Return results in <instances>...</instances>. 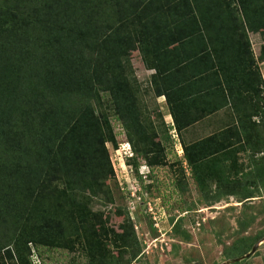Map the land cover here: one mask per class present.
<instances>
[{
  "label": "trees",
  "instance_id": "trees-1",
  "mask_svg": "<svg viewBox=\"0 0 264 264\" xmlns=\"http://www.w3.org/2000/svg\"><path fill=\"white\" fill-rule=\"evenodd\" d=\"M215 8L233 9L239 23L208 30L215 22L208 12ZM234 26L242 30L250 57L237 65L250 71L244 89L264 93L258 65L264 45L256 58L248 35H264V0H0V264H37L33 251L40 247L79 250L89 264H116L107 249L111 240L120 242L123 257H137L133 225L125 222L118 230L102 210L93 209L96 198L113 199L107 187L112 171L107 143L117 146V138L107 108L126 128L133 152L150 166L167 165L156 124L142 111V82L128 72L131 53L145 68L156 69L151 78L156 97L165 95L181 130L197 118L180 121L182 102H175L171 86L158 75L186 71L195 55L164 65L155 54L199 37L228 42L236 31L227 29ZM220 63L216 72L226 88L224 105L233 99L227 73L233 65ZM188 76L179 80V91L186 89ZM257 106L264 113V103ZM163 130L168 137L167 127ZM233 132L238 141L224 137ZM241 151L264 166V120L254 134L235 126L183 145L198 185L217 180L215 190L208 191L217 200L255 196L252 188L238 189L242 179L227 184L230 175L215 177L224 166L226 171L242 167Z\"/></svg>",
  "mask_w": 264,
  "mask_h": 264
},
{
  "label": "rangeland",
  "instance_id": "rangeland-1",
  "mask_svg": "<svg viewBox=\"0 0 264 264\" xmlns=\"http://www.w3.org/2000/svg\"><path fill=\"white\" fill-rule=\"evenodd\" d=\"M252 41L257 42L251 45L255 56L264 45V35H253ZM133 54L128 72L134 71V76L142 82L139 100L144 117L146 121L151 118L161 122V111L167 114L168 110L157 103L151 81L147 80V69L141 57ZM259 68L264 71V62ZM107 110L117 138V146L107 143L112 162L107 187L113 199L96 198L93 209L102 210L109 224L118 230L125 222L131 223L140 245L137 257L129 259L119 252L120 242L116 244L111 240L107 249L116 264L128 260V264H264V241L251 256L231 261L246 255L264 237L262 163L258 166L250 153L244 152L238 160L242 167L237 164L226 171L225 166H217L219 170L215 173V177L226 175L228 179L230 175L227 184L242 179L237 188H252L255 196L245 200L237 195H224L218 200L210 198L208 191L215 190L217 180L207 182L205 187L198 185L192 167L184 158L180 138L172 129L168 128L167 137L158 127L163 130L159 138L167 148L168 164L153 167L144 156L133 152L123 123L109 107ZM227 156L232 166L233 153ZM33 252L37 264H89L79 250L40 247Z\"/></svg>",
  "mask_w": 264,
  "mask_h": 264
},
{
  "label": "crops",
  "instance_id": "crops-1",
  "mask_svg": "<svg viewBox=\"0 0 264 264\" xmlns=\"http://www.w3.org/2000/svg\"><path fill=\"white\" fill-rule=\"evenodd\" d=\"M210 13H212L213 16L209 17L214 18L215 22L210 25L208 30H223L220 27L223 26L224 22L232 25L234 24L235 26L239 23L237 20L239 16L233 9L215 8L210 10L208 15ZM234 27L227 29V32L236 31V33H234L236 36L233 39H228V42H204L202 38L199 37L196 42H188L182 46L179 42H176V44L171 46V48H173L172 51H158V53L155 54L158 62H162V64L166 62L164 65H167L169 61L181 62L190 53L195 55L194 61L189 65V69L186 71L177 70L168 76L163 73L158 75L162 76L164 86H171L175 102L178 104L182 102V106L177 109V117L180 121L185 122L187 119L197 118L196 121L178 130L165 95L156 97V101L161 108H166L168 110L167 114L161 111V122H154L156 123L159 133L161 134L163 130H160L158 127L162 129L164 127L172 129V131L176 133L175 135L179 136L182 147L184 144L197 142L230 127L237 126L241 129L243 134H254L257 130L262 128L264 113L258 110L257 105L259 103L262 104L264 93L260 92L258 95H251L252 89L250 92L244 89V86L248 82L247 75H250V71L249 68L245 70L237 65L244 64L242 60L250 57L245 41L241 42L240 33L242 30H240L239 27ZM256 34L259 33L248 31L252 46H255L257 43L252 41L253 35ZM254 37L258 38L257 36ZM237 38L240 39L235 41ZM256 53L257 52H255V56L257 57L259 54L257 55ZM162 55L165 56L160 57ZM218 62H222L224 65L227 63L233 65V72H230L227 68V73L230 76L229 84L231 85L233 99H229L228 104L224 105L220 104L224 103L226 99L224 96L226 88L223 90L221 87L220 79H222V75H218L216 72V64H218ZM261 62L263 63L264 61L258 62L259 66ZM147 73V80L150 81L154 74H158L154 68L147 69ZM188 73L189 76L186 89H184V91H179V87L181 86L179 85V80L183 78L184 75H188ZM192 73L195 77L191 79L190 75ZM261 75L264 79L263 68ZM185 95H187V97H185ZM237 135L238 133L234 134L233 132V134L231 133L224 137L238 141ZM241 155H244V151L239 153V157H241ZM233 158H235V156H233Z\"/></svg>",
  "mask_w": 264,
  "mask_h": 264
},
{
  "label": "water",
  "instance_id": "water-1",
  "mask_svg": "<svg viewBox=\"0 0 264 264\" xmlns=\"http://www.w3.org/2000/svg\"><path fill=\"white\" fill-rule=\"evenodd\" d=\"M262 241H264V237L261 238L258 242H256V243L253 245L251 251L248 252L246 255L241 256V257H238V258H235V259H232L231 261H232V262H237V261H239V260L244 259L245 257H249V256H251V255L256 251V249L258 248L259 244H260ZM228 263H229V262H223V263H221V264H228Z\"/></svg>",
  "mask_w": 264,
  "mask_h": 264
}]
</instances>
